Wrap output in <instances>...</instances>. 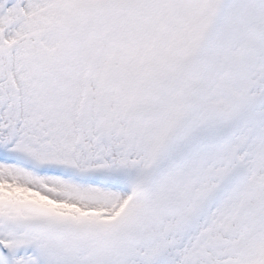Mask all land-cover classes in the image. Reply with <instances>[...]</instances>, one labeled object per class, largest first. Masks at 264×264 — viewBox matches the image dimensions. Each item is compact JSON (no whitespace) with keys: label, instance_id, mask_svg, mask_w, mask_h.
I'll return each mask as SVG.
<instances>
[{"label":"snow or ice","instance_id":"snow-or-ice-1","mask_svg":"<svg viewBox=\"0 0 264 264\" xmlns=\"http://www.w3.org/2000/svg\"><path fill=\"white\" fill-rule=\"evenodd\" d=\"M0 264H264V0H0Z\"/></svg>","mask_w":264,"mask_h":264}]
</instances>
